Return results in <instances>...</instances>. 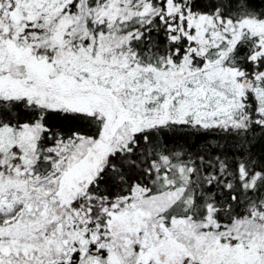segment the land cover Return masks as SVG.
Masks as SVG:
<instances>
[{
  "label": "snow or ice",
  "instance_id": "obj_1",
  "mask_svg": "<svg viewBox=\"0 0 264 264\" xmlns=\"http://www.w3.org/2000/svg\"><path fill=\"white\" fill-rule=\"evenodd\" d=\"M0 264H264V0H0Z\"/></svg>",
  "mask_w": 264,
  "mask_h": 264
}]
</instances>
